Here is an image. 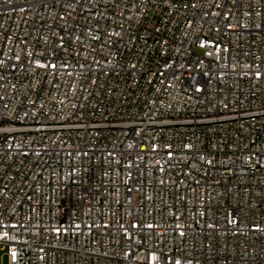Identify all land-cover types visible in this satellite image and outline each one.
Segmentation results:
<instances>
[{
	"label": "built area",
	"instance_id": "built-area-1",
	"mask_svg": "<svg viewBox=\"0 0 264 264\" xmlns=\"http://www.w3.org/2000/svg\"><path fill=\"white\" fill-rule=\"evenodd\" d=\"M264 264V0H0V264Z\"/></svg>",
	"mask_w": 264,
	"mask_h": 264
},
{
	"label": "rangeland",
	"instance_id": "rangeland-1",
	"mask_svg": "<svg viewBox=\"0 0 264 264\" xmlns=\"http://www.w3.org/2000/svg\"><path fill=\"white\" fill-rule=\"evenodd\" d=\"M2 264H6V258H3Z\"/></svg>",
	"mask_w": 264,
	"mask_h": 264
}]
</instances>
